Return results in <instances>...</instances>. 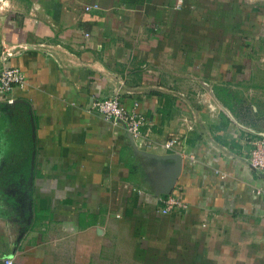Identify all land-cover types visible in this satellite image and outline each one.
Wrapping results in <instances>:
<instances>
[{
	"label": "crops",
	"instance_id": "crops-1",
	"mask_svg": "<svg viewBox=\"0 0 264 264\" xmlns=\"http://www.w3.org/2000/svg\"><path fill=\"white\" fill-rule=\"evenodd\" d=\"M178 1L0 4V73L26 75L0 94V264H264V0ZM116 94L142 140L92 109Z\"/></svg>",
	"mask_w": 264,
	"mask_h": 264
},
{
	"label": "built area",
	"instance_id": "built-area-1",
	"mask_svg": "<svg viewBox=\"0 0 264 264\" xmlns=\"http://www.w3.org/2000/svg\"><path fill=\"white\" fill-rule=\"evenodd\" d=\"M183 0L178 1L181 6ZM87 12L99 10L98 5L86 6ZM86 36H89L86 34ZM6 58L12 56V52L7 51ZM26 83V75L19 67L5 66L0 73V94L7 97L9 104H14V93L17 89L23 88ZM214 108L213 105L210 106ZM92 109L104 117L105 120L112 122L115 125L122 124L125 126L127 132L136 140L144 138V126L146 125V118L140 112V103L136 101L132 108H127L121 101L119 94L111 98L98 100L93 103ZM215 109V108H214ZM179 138L168 139L164 143V149L184 155V145ZM252 148L249 154V163L255 170L264 174V137L255 139L251 142ZM255 194L264 198V186L257 188ZM160 212L168 215L177 210H188L189 206L180 198L174 195H169L166 198L160 199ZM3 264H14L12 259H6Z\"/></svg>",
	"mask_w": 264,
	"mask_h": 264
},
{
	"label": "water",
	"instance_id": "water-1",
	"mask_svg": "<svg viewBox=\"0 0 264 264\" xmlns=\"http://www.w3.org/2000/svg\"><path fill=\"white\" fill-rule=\"evenodd\" d=\"M175 157H176V159L178 161V166L175 169V171H174V173H173V175L171 177V180L169 181V184H168L167 188L165 189L166 194H169L171 192V190H172V188H173V186L175 184V181H176V179H177V177H178V175L180 174V171H181L182 157H181V155H175ZM34 158H35V153L33 155V161H34Z\"/></svg>",
	"mask_w": 264,
	"mask_h": 264
},
{
	"label": "rangeland",
	"instance_id": "rangeland-1",
	"mask_svg": "<svg viewBox=\"0 0 264 264\" xmlns=\"http://www.w3.org/2000/svg\"><path fill=\"white\" fill-rule=\"evenodd\" d=\"M1 6H4V5L1 4ZM0 9H1V7H0ZM0 11H1V10H0ZM258 257H264V251L260 252L259 255H258ZM259 264H262V263H259Z\"/></svg>",
	"mask_w": 264,
	"mask_h": 264
},
{
	"label": "clouds",
	"instance_id": "clouds-1",
	"mask_svg": "<svg viewBox=\"0 0 264 264\" xmlns=\"http://www.w3.org/2000/svg\"><path fill=\"white\" fill-rule=\"evenodd\" d=\"M0 4H3L4 6H7V0H0ZM2 10V9H0Z\"/></svg>",
	"mask_w": 264,
	"mask_h": 264
}]
</instances>
